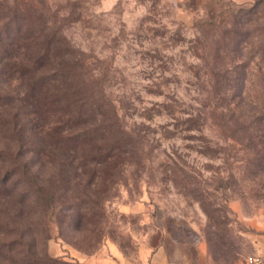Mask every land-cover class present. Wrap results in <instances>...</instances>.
Instances as JSON below:
<instances>
[{
    "label": "rangeland",
    "instance_id": "obj_1",
    "mask_svg": "<svg viewBox=\"0 0 264 264\" xmlns=\"http://www.w3.org/2000/svg\"><path fill=\"white\" fill-rule=\"evenodd\" d=\"M61 69L97 84L92 111L109 103L141 137L140 165L81 167L72 152L48 145L45 134L59 122L50 114L45 125L29 103L36 106L44 80ZM234 120L259 135L255 148L243 144ZM263 136L264 0H0V151L10 153L0 178L2 168L26 163L55 194L46 213L25 197L24 177L12 176L0 185V228L25 233L35 257L203 264V244L205 264L264 260L254 247L264 238V160L250 158L264 150ZM71 203L78 212L67 211ZM15 240L1 233L0 247ZM20 252L0 264H20Z\"/></svg>",
    "mask_w": 264,
    "mask_h": 264
},
{
    "label": "trees",
    "instance_id": "obj_2",
    "mask_svg": "<svg viewBox=\"0 0 264 264\" xmlns=\"http://www.w3.org/2000/svg\"><path fill=\"white\" fill-rule=\"evenodd\" d=\"M197 27H206L210 29L213 26L210 23H199ZM234 32L236 33L237 31ZM201 34L203 35V32H200V36ZM200 36H198L195 41L197 44L201 43L199 40L201 39ZM50 43L51 41H48V44ZM48 44H46L45 50L41 52L43 56H46L49 51ZM211 71L212 77L217 75L214 70ZM55 73L54 80H44L42 83V94L40 99L36 100V106L33 107L32 103H29L32 108H36V110L32 111L33 113L37 114L39 117L44 115L45 125H47V123L51 124L52 118L50 114L56 117L59 122L58 126H55L45 134L44 138L48 145L65 154H70V152H72V155H75V159L79 158L78 165L81 167H86L88 165L98 167L113 163L125 165L136 163L140 165L143 152V148L140 144V141H142L141 137L137 135L136 138L132 137L134 131L132 130V132H129L128 128L119 122L120 120L116 112H112L109 103L107 104L109 105L108 111H102L101 107H97L94 111L91 110L90 101L93 98L95 86L97 84L86 87L84 81L81 82V80L76 78L75 74H70L67 69L57 70ZM71 76L73 77L72 84L69 80ZM208 82L211 84L212 89L215 88L211 78H209ZM227 85L230 87V83ZM85 88H87V90L84 91L83 89ZM99 92H102V90L99 89ZM109 111L112 113L111 115H109ZM233 123L237 125L238 130L236 131L238 133L239 131L243 132V139L241 138L243 144L246 142L247 145L252 148H255L254 146L259 144L261 141L259 135H256L259 139V142H257L255 140L256 136L250 133L249 135L246 134V129H249V126L245 124L243 120H234ZM187 127L190 129V126ZM237 132H234L230 137L238 143L239 141L241 142V140L237 139ZM40 151L43 153L44 149L41 150L37 148L36 154L39 155ZM253 153V156L250 157L252 160H257L258 163L264 160V150L255 149ZM7 156H10L9 152L0 151V163L5 162ZM150 158L151 156L147 155L146 159L149 160ZM164 160L165 162L174 163V160L169 156H166ZM69 168L71 170L74 169L73 167ZM2 169H4V173L2 178H0V185H4L12 176L19 174L24 177L28 186V190L24 192L26 193L25 197H31V199L35 201L34 204L41 207L44 212L48 213V211H52L55 194L51 190L45 189L42 184L34 180V178L37 177L30 173L26 163H16L15 165H10ZM56 169L58 172L56 174L59 177L63 178L64 173H67L63 163H58ZM171 172L173 173V171ZM161 173L167 172L163 170ZM195 191L197 190L190 189V193L193 192L196 195L194 196L196 199L203 196ZM66 209L67 211H79L78 207L72 205V203L69 204ZM73 219V217H70L72 222ZM1 233L15 234L17 240H15V242L11 241L7 243L6 246L3 245L0 247V259L9 257V260H12L15 256H18V254L14 253V256L5 255L13 252L15 247H20L21 252L18 260L20 264H73L50 258L45 254L39 258L35 257L32 252V246L24 240L25 233L23 235L15 226H4L0 228V234ZM218 239V244L222 247L220 249L218 248V251L222 252L226 244L221 238Z\"/></svg>",
    "mask_w": 264,
    "mask_h": 264
},
{
    "label": "crops",
    "instance_id": "obj_3",
    "mask_svg": "<svg viewBox=\"0 0 264 264\" xmlns=\"http://www.w3.org/2000/svg\"><path fill=\"white\" fill-rule=\"evenodd\" d=\"M258 244L257 245H255L254 247H255V250L258 252V253H261L263 256H264V238H260L259 240H258ZM158 257H160L161 256V260L163 261V255L158 251L157 252V254H156ZM199 257H200V262H204L203 264H205V259H206V253H205V249H204V246H203V244H200V247H199ZM161 261V262H162ZM182 261V260H181ZM185 263H182L181 262V264H189V260L187 259V258H185ZM164 264H171L172 263V261L171 260H169V261H167V259H164ZM160 264H162V263H160Z\"/></svg>",
    "mask_w": 264,
    "mask_h": 264
},
{
    "label": "built area",
    "instance_id": "obj_4",
    "mask_svg": "<svg viewBox=\"0 0 264 264\" xmlns=\"http://www.w3.org/2000/svg\"><path fill=\"white\" fill-rule=\"evenodd\" d=\"M240 264H264V260L260 257H247Z\"/></svg>",
    "mask_w": 264,
    "mask_h": 264
}]
</instances>
